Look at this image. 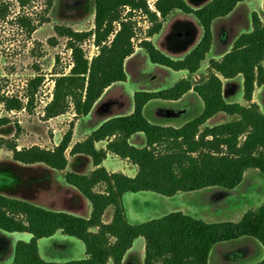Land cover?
<instances>
[{"label":"trees","instance_id":"1","mask_svg":"<svg viewBox=\"0 0 264 264\" xmlns=\"http://www.w3.org/2000/svg\"><path fill=\"white\" fill-rule=\"evenodd\" d=\"M18 1L22 5L29 2ZM47 1L51 5L54 0ZM242 1L210 0L193 7L187 0H153L152 4L150 0H95L94 30L57 27L69 39L73 66L69 73L55 79L53 98L45 107V116H59L72 106L76 118L86 116L106 88L127 80L125 60L136 50L137 15L149 22L139 47L153 63L196 73L211 49L214 20L228 15ZM175 11L194 16L203 30L199 42L181 59L172 58L151 39ZM20 19L28 22L23 17ZM35 29L33 25L30 27V31ZM90 38L98 47L92 59L79 44ZM263 61L264 20L254 12L252 29L241 33L221 58L209 60L205 80L194 84L191 79L182 78L166 89L136 91L131 113L107 119L84 140L75 142L69 154L90 157L95 169L88 173L67 171L64 179L90 202L89 217L0 194V229L32 235L30 241L16 242L12 264H107L109 261L121 264L139 237L145 239L144 264H207L214 245L243 236H251L264 246V202L247 210L238 221H206L179 210L141 223L129 221L123 203L126 192L153 191L173 196L180 191L211 186L233 189L251 168L258 169L264 178V112L252 101L256 86L264 84ZM238 75L243 77L247 104L229 102L223 94V78ZM43 80V75L29 80L26 101L23 97L3 93L0 105L7 111L29 107L34 100L33 89ZM190 90L201 97L204 109L182 126L155 124L144 115V106L150 100H177ZM219 112L237 118L206 125L208 119ZM137 132L146 136L143 147L130 143V137ZM72 135L71 128L52 149L38 145L18 148L14 140L3 138L0 144L8 143L15 161L43 163L63 171L69 162L66 152ZM102 140L107 141L106 148L98 149L96 142ZM109 153L135 164L136 175L109 172L101 165ZM109 207L113 208L112 218L105 222L103 217ZM58 231L82 240L86 256L64 262L45 260L39 252V239L51 237ZM254 264H264V259Z\"/></svg>","mask_w":264,"mask_h":264},{"label":"rangeland","instance_id":"2","mask_svg":"<svg viewBox=\"0 0 264 264\" xmlns=\"http://www.w3.org/2000/svg\"><path fill=\"white\" fill-rule=\"evenodd\" d=\"M209 1L187 0L193 7H200ZM150 2L152 4L153 0ZM0 6V94L23 97L26 101V95L29 93V80L36 75L44 76L42 84L37 89H33L34 100L29 107L7 111L3 105H0V120L7 119V122H0V138L14 140L18 148L38 145L52 149L61 142L71 128L73 129L70 148L66 152L69 162L63 171L52 169L43 163L23 164L15 161L8 148V143L3 141L0 144V194L30 202L35 198L32 203L36 205L43 207L49 205V209L76 214V208L80 206L83 199L79 198L76 188L74 192L62 191V184L59 181L66 182L64 174L67 171L76 172L78 169L81 172H89V162L87 156L69 154L72 145L76 142V138L84 135V132L89 134L100 126L105 116L128 114L127 111L120 109L123 107L112 106L101 112L96 109L88 116L76 118L72 106L68 112L59 116L53 118L45 116V107L53 98L55 79L62 73H69L73 66L72 50L68 46L69 39L61 34L57 27H69L77 31L94 30L95 0H54L51 5L47 0H29L25 5L18 0H2ZM254 12L264 17L263 0H243L237 4L232 14L216 19L212 25L216 40L211 51L208 52L210 53L208 57L219 58L222 45L230 41L235 33L238 35L250 31ZM22 17L28 22L20 19ZM187 17L196 20L194 16L181 11L170 14L162 30L151 37L156 46L160 48L158 45L160 43V46L164 47L170 43L171 39L172 41L180 39L181 32L186 33L187 38L193 32ZM135 18L139 26L135 39L137 49L140 48L141 39L146 36L145 31L149 22L139 15ZM224 24L226 27H221ZM32 25L36 29L30 31ZM79 44L89 59H92L98 52L93 38L86 39ZM140 49L141 51L134 60L128 64L127 80L115 83L112 91L109 92L112 93L114 90L121 92L125 97V103L130 102L132 106H134L136 91L169 88L182 79L184 74L189 73L187 70H174L153 63L147 52ZM167 54L174 59H181V57ZM188 100L192 104H189V112L195 114V109L198 108L197 99L190 96ZM244 100L243 84L240 82V88L231 101L243 103ZM201 103L203 104V100ZM169 108L177 109L178 107L169 106ZM221 115L222 118L215 119L207 125L214 126L217 122L230 119V115L225 112ZM119 163H122V158L109 157L105 165L111 168ZM263 185L264 178L259 172L249 185L254 191L253 197L260 196ZM51 187L55 188L52 192L49 191ZM225 191L230 193L231 189L218 186L208 195L193 192L190 195L173 199L165 205L156 199V197L163 196L162 194L143 191L136 194L137 196L125 197L124 204L131 221L141 223L167 214V210L180 205L190 207L192 216L206 221H238L242 217L238 215L242 210L251 208L250 206L258 202V200H247L249 195H241L237 192L221 196ZM110 209L109 215L113 213V208L110 207ZM30 235L0 229V264H12L15 243L18 240L30 241L32 237ZM248 238L252 239V242H247L243 238L241 242L228 240L215 245L210 254V264H254L258 262L263 256L264 246L257 239L250 236ZM39 252L45 260L64 262L85 257L86 247L82 240L58 232L53 238H44L39 243ZM144 256L145 239L139 237L125 264H144ZM108 264L114 263L110 261Z\"/></svg>","mask_w":264,"mask_h":264},{"label":"crops","instance_id":"3","mask_svg":"<svg viewBox=\"0 0 264 264\" xmlns=\"http://www.w3.org/2000/svg\"><path fill=\"white\" fill-rule=\"evenodd\" d=\"M235 9H236V7L232 10V12H230L226 16H229L230 14H232ZM226 16H223V17H226ZM187 18H189V17H187ZM219 18H222V17H219ZM216 19H218V18H216ZM261 19L264 20V17L261 16ZM215 20H214V22H215ZM187 21L191 24L193 32L187 38H186V33L181 32L179 34L180 39H178V40L175 39L173 41L171 39V41L173 43L170 41V43L167 44V46L165 45L164 47L160 46V43H158L159 47L162 50H164L165 52L171 54L172 56H176V57H181L182 58L199 42V40L202 37V27L198 24V22L196 20H193V19L189 18V19H187ZM214 22H213V25H214ZM221 27H226V26L224 24ZM239 35L240 34L236 35V33H235L230 41H227L226 43H224L222 45V50L220 51L219 58H221L226 52H228L231 49L234 41L236 40V38ZM215 40H216L215 35H213V42H212L211 49H212V47L215 44ZM211 49H210V51H211ZM140 51H141V49L137 48L135 50V52L125 60V70H127L129 62L134 60V58L137 56L138 52H140ZM209 54L210 53H208L206 59L202 62V65H201L200 69L196 73H190L189 72L190 74L189 73L188 74H184L183 78L191 79L194 84L205 80L206 77H207V70L206 69H207V66L209 65V60L211 58H214V57H208ZM219 58H217V59H219ZM263 66H264V61H263ZM240 82H241V84H243L242 75H238V76L233 77V78H223V94H224V97H225V99L227 101L233 102V101H231V99H233L236 91L240 88ZM115 83H117V82H114L108 88H106V90L104 91L102 96L96 101V103L94 104L92 110L89 112L88 115L92 114L96 109H97L98 112H101L103 109H105L107 107H112V106H114V107L115 106H118V107L121 106L123 108H120V109H123L124 111H127L128 114L131 113L134 110V106H132V104L130 102L128 104L125 103V101H124L125 97H124V95L121 92H118L117 90H114L112 93H109L110 91H112V88H113ZM190 96L192 98H196L197 99L198 108L195 109V114H191L189 112V104H191V102H190V100H188V98L190 99ZM194 96H198V97H194ZM200 99H201V97L194 90H190L189 92H187L186 94H184L181 98H179L177 100L153 99V100H150L144 106V114H145L146 118L149 121H151L152 123L159 124V125H171V126H174V127H180L183 124H185L187 121H189V120L197 117L199 114H201V112L204 109V102L202 104L201 103L202 99L201 100ZM252 101L258 103L260 108H261V110H262V112H264V84L261 85V86H256L254 94H253ZM247 103L248 102L246 100H244V102L242 104H247ZM153 104H156V106H152ZM169 106H171V107L177 106L178 108L177 109L176 108H169ZM123 110H119V111H123ZM148 110H150L149 113H148ZM221 113L222 112H219V113L215 114L213 117H211L210 119H208V121L206 122V125L209 124L210 122H212L215 119L222 118L221 117L222 116ZM88 115H86V116H88ZM119 115H126V114H110V116H105L103 118L104 120L102 119L101 124L104 121H106L107 119H109L111 117H114V116H119ZM187 115H190V116H187ZM236 118H237V116H230L229 120L236 119ZM229 120H227V121H229ZM218 121H220V120H218ZM219 123H222V122H217V124H219ZM89 134L84 132L83 136H80V137L76 138V142L84 140ZM130 143L135 145V146H137V147L145 146V144H146V136H145V134L143 132H137V133L133 134L130 137ZM106 145H107V141L106 140H102V141L96 142V147L98 149L106 148ZM76 156H83V155L76 154ZM109 157H111V158L118 157L119 158V156H117L115 154H112V153H109L108 156L103 160L101 165L104 166L109 172H116V170H118V171L123 172L124 174H126L128 176H131V177L136 175V173L138 171V167L135 164L131 163L127 159H122V163L121 164L119 163L116 166H111V168L107 167L105 165V162H106V160ZM87 158H88V162H89V172H90L93 169H95V166L93 165L91 158L88 157V156H87ZM76 172L88 173V172H81L78 169H76ZM259 172L260 171L258 169H255V168H251V169L246 170L245 173H244V177H243L242 182L238 186H236L235 188L231 189V191H230V193L237 192V194L249 195V197L246 198L247 200H258V202L256 204H253L252 206H250L251 208H248L246 210H242L238 215H243L247 210L256 208V206L259 207L264 202V185L262 187L260 196H258V197H253L254 191L252 190L251 187H249L250 181L252 179H254L255 175H258ZM59 182L62 184V188H63L62 191H65V190L69 191V192H74L75 191L73 186L67 184L63 180L59 181ZM50 184H52V183H50ZM216 187H218V186L206 187V188H203V189H200V190H195V191H186V192L180 191V192H178L177 194H175L173 196H165V195H163L161 197H156V199L159 200L160 203L165 205V204H167L169 201H171L173 199L181 198L182 196L190 195L193 192H200L202 195L203 194L204 195H208V194H210L211 190H215ZM31 189H33V186H31ZM54 189L55 188L51 187L49 191L52 192ZM226 189H228V188H226ZM140 192H143V191L126 192L123 195V203L125 201V197H127V196L134 197V196H137L136 194H138ZM132 193L135 194V195H131ZM230 193L228 191L227 192L225 191L224 193L222 192L221 196H225V195L228 196V194H230ZM78 194L80 196L79 198L83 199V201H81L80 202V206L78 208H76V215L89 217L90 214H91V204L84 196L82 197V195H81V193L79 191H78ZM158 198H160V199H158ZM33 199H35V198H33ZM33 199L31 200V202L32 201L34 202ZM124 206H125V204H124ZM45 207L48 208L49 205H47V206L45 205ZM109 210H111L110 207L106 210V212L104 214L103 219H104L105 222H109L111 220V218H112V213L110 215L108 214ZM179 210L183 211V212H185L187 214L192 215V212H191L192 209H190V207L188 208V207H185L183 205H180L177 208L175 207L174 209L170 208V210H167V213L172 212V211H179ZM126 213L128 215L127 209H126ZM157 217H160V216H157ZM128 219H129V221L131 223H135V222L131 221V218L129 217V215H128ZM150 219H152V218H150ZM138 223H140V222H138ZM58 232H61V231H58ZM23 233H28V232H23ZM55 235H53L51 237H46V238H53ZM248 237L249 236H243V237H240V238H237V239H233V240H239V242H241V240L244 238L243 240H246L247 242H252V239H250ZM43 239L44 238L39 239V243ZM137 239H135V241ZM135 241H134V243H135ZM134 243H133V246H134ZM219 243H221V242H219ZM133 246L127 251V253L125 254L121 264H125L128 255L131 253V251L133 249ZM262 259H264V253H263L262 258H260V260H262ZM260 260H258V261H260ZM210 262H211V259L209 257V260H208L207 264H210Z\"/></svg>","mask_w":264,"mask_h":264}]
</instances>
